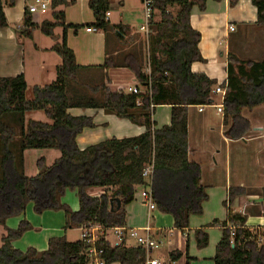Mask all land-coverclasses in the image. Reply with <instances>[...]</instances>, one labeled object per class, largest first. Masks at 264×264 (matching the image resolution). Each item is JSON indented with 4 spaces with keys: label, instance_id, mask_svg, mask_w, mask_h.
Here are the masks:
<instances>
[{
    "label": "trees",
    "instance_id": "obj_1",
    "mask_svg": "<svg viewBox=\"0 0 264 264\" xmlns=\"http://www.w3.org/2000/svg\"><path fill=\"white\" fill-rule=\"evenodd\" d=\"M208 1H155V11L159 12L161 20L159 23L153 20L149 25L154 31L150 37L151 71L146 74L141 67L134 69L138 83L147 89L145 93H112L105 84L92 89L101 90L102 99L80 93L76 87L77 76L83 67L77 64L73 50L67 45L66 30L61 43L52 48L62 59L57 79L51 84L36 86L31 100L27 99L23 74L0 78V226L5 228L0 264H91V245L83 240L72 243L65 237L52 238L44 252L35 248L21 251L13 246L31 226L23 221L18 229H10L6 226L7 220L24 215L31 202L39 214L46 210H63L67 229L90 225L104 230L125 228L126 208L139 189L145 188H150L157 209L171 215L175 226L182 231L190 228L192 216L203 214L208 194L201 185L200 166L188 160V113L192 106L212 103V91L217 82L192 71L194 63H206V60L199 49L201 34L191 26L190 17L195 6L205 11ZM238 2L230 0L231 7ZM251 2L257 9L255 25L264 28V0ZM68 4V0H51L52 20L35 25L26 17L23 27L13 30L17 35L32 38L34 30L40 29L46 37H53L57 27L67 28L65 14L58 9ZM4 5L0 0V30L10 27ZM174 6L179 7L177 13L170 10ZM90 8L96 21L75 29L86 27L107 32L111 28L107 19L109 0H92ZM102 67L107 68V63ZM227 73L228 79L222 84L226 91L224 123L228 127L227 137L241 140L251 130L250 122L242 115L243 109L264 105V59L244 61L232 54ZM161 105L172 106V123L156 129L153 116L156 107ZM73 108L101 109L145 127L146 132L81 150L76 138L84 128L94 124L90 118L69 114ZM134 109H139L140 113L133 114ZM32 112H44L50 123L27 121L26 115ZM17 130L19 139L16 140ZM28 150H58L61 157L52 166H46L41 159L39 174L30 177L25 174L24 163V153ZM151 163L154 171L149 181L142 175ZM92 189H102L104 194L92 197L89 194ZM69 190L79 199L77 212L61 202ZM244 195L245 189H232L224 203L229 209L227 221L213 223L223 228L214 264H264V227H247L248 217L231 210L234 200ZM232 226L236 227L233 238ZM195 238L199 249L209 246V235L203 229L195 232ZM127 242L125 232L120 244L114 245L102 238L95 247L103 251L108 264L144 263L147 251ZM181 257L180 252L168 256L173 262Z\"/></svg>",
    "mask_w": 264,
    "mask_h": 264
},
{
    "label": "crops",
    "instance_id": "obj_2",
    "mask_svg": "<svg viewBox=\"0 0 264 264\" xmlns=\"http://www.w3.org/2000/svg\"><path fill=\"white\" fill-rule=\"evenodd\" d=\"M91 1L68 0V5L58 9L65 14L67 28L57 27L54 36L47 37L52 38V43H59L62 41L64 30H66L67 45L73 50L77 64L83 67L77 76L78 84L76 83V87L79 88V92L92 98L102 99L101 90L95 92L92 89L101 87L103 84L112 93L133 94L129 92L130 88L138 89L139 93L147 92V89L138 83L134 73V69L139 67L146 74H150L151 71L150 37L154 31L150 26L148 31L141 30L146 24L142 0H109L110 11L107 19L111 28L107 32L86 27L76 30V26H85L96 21L95 13L90 8ZM30 3V0L5 2L4 7L9 6L14 10L23 7L24 10L21 14H17L16 10L12 11L18 27H23L26 17L30 18L35 25H41L44 21L52 20L50 8L45 12L30 15L27 10ZM178 9V6L170 8L173 13H177ZM47 13L50 16L43 19ZM7 18L10 17L7 16ZM160 20V14L156 11L154 23H159ZM190 22L193 29L201 34L199 49L206 60V63H194L192 71L205 74L209 79L216 81L215 88L218 86L222 88V84L227 81V68L232 54L244 61L261 62L264 59V54H261L260 50L264 49V28H258L255 25L257 9L251 0H239L235 7H231L230 0H221L220 2L209 0L206 3L205 11H201L198 6L193 8ZM231 27L234 28V31L231 30ZM238 27L241 29L238 35H235ZM36 33L42 32L40 29H35L32 38L29 39L34 40ZM257 34L261 37H255ZM21 37L23 36L15 34L8 28L0 30V78L17 77L23 74L27 82V90L34 89V87L41 85L33 79V86H29L24 58L22 59L20 56L21 46L17 44L18 42L21 44ZM16 38L19 39L18 42H16ZM242 40H249L248 44L252 48H248L250 53L252 52V56L248 60L236 54L241 49ZM2 41L6 44H1ZM52 43L47 44L46 47L37 45L36 49L37 51L43 49L47 53L52 51L54 47ZM7 47L10 48L9 59H5L4 55V52L8 50ZM223 47L225 48L224 51ZM257 57H261L260 60H255ZM56 60L58 61L51 60L50 65H47L48 69L50 67L48 84L57 79L55 70L62 64V59L59 57ZM106 63L107 68H103L102 66ZM223 102L222 94H213L211 104L192 106L188 113V160L190 163L200 166L201 185L208 194V200L203 204V214L192 216L190 228L182 231L175 226V220L171 215L162 214L158 209L151 210L141 197L140 191L136 193L134 201L126 208L127 225L125 229L143 231L150 228V235L159 244V248L148 253L147 258L149 259H158L163 264H188L189 259H191L189 264L213 262L216 247L222 239L223 230L219 224V230L215 232L213 223L227 221L229 209L224 206V203L228 201L232 189L246 190V195L236 198L232 203V212L247 216V227H264V122L253 124L252 118L242 112V115L250 122L251 130L241 140H232L227 137L228 127L224 123V113L218 112V107ZM262 108L264 105L254 110H261L264 113ZM68 113L74 117L90 118L94 124L93 127L84 128L77 136L76 143L81 150L112 139L121 140L138 137L146 132L145 127L134 124L130 120L118 118L101 109L73 108ZM132 113L139 114L140 110L134 109ZM218 115L222 116L220 122L215 120V116ZM26 118L27 121L33 119L38 122L50 123L44 112L32 113ZM153 119L157 124L156 129L170 126L172 123V106L161 105L156 107ZM18 134L19 130H17L16 139L19 138ZM48 151L50 152L47 154L42 153V150H28L24 153L26 175L29 156L40 157L44 155L41 158L48 161V157L50 163L56 162L61 157L58 150ZM89 194L92 197H100L104 191L92 189ZM71 208L75 212L79 211V201L72 203ZM65 220V238L72 243L82 240L84 227L67 229L66 215ZM8 223L12 224L9 225ZM15 225L14 222L7 221L6 223L10 229H14ZM199 229H203L209 235L210 242L207 248L199 249L197 246L195 232ZM68 230L76 231L77 238H73L74 235L69 236ZM2 232L3 237L5 228ZM95 234L97 241L106 238L114 245L121 243L116 229L98 228ZM52 238L60 237L50 236L48 246ZM127 241V245L136 247L135 240L127 238ZM41 249L40 252L46 251L44 247ZM209 249L210 251H207ZM176 252L182 253V257L179 261L173 262L168 256L170 253ZM90 259L91 264H95L96 259L93 253L90 254Z\"/></svg>",
    "mask_w": 264,
    "mask_h": 264
},
{
    "label": "rangeland",
    "instance_id": "obj_3",
    "mask_svg": "<svg viewBox=\"0 0 264 264\" xmlns=\"http://www.w3.org/2000/svg\"><path fill=\"white\" fill-rule=\"evenodd\" d=\"M4 8H5V12H6L7 16L10 17V18H8L9 23H10V27L8 29H10L11 31L14 32L13 28L17 27L18 24L15 22L16 17L12 11L16 10L17 14L18 13L21 14L23 12L22 10H24V9L22 7V8H16L14 10L12 8H9V6H5ZM49 16H50V14L47 13L43 16V19L46 17H49ZM158 19H159V17H158ZM158 19H157V21H158ZM240 29L241 28L238 27L237 33L235 35H238ZM35 37L36 38L33 40V39H29L26 36H23V37H21V44H19V42H18L19 39L16 38V42H18L17 44L21 46L20 56L22 57V59L24 58L23 59L24 60V66L27 70L28 83H29L30 87L33 86L32 85L33 79H35L38 82V84H40L41 86H45L46 84H48V81L50 78V73L48 72V70L50 69V67L48 69L47 65H50L51 60L58 61L56 59H59V56L54 51H48L46 53L43 51V49H40L38 51L36 49L37 45L44 46V47H46L47 44L50 45L53 41L52 38L50 39V38L45 37L43 35V33H36ZM255 37L260 38L261 35L257 34V35H255ZM248 42H249V40H244V41L242 40L241 49L236 53L237 55H239L241 58H243L245 60L250 59V57L252 56V52L250 53V50H248V48L252 49L250 47V45L248 44ZM3 43H5V42L2 41L1 44H3ZM59 43H61V42H59ZM56 44H58V42L52 43V45H54V46ZM245 48H247V49H245ZM263 48H264V46H263ZM7 49H8L7 52H4L5 59L10 58V48L7 47ZM222 49H223V51L225 50L224 47ZM260 50H261V54H264V49H260ZM260 58L261 57H257V58H255V60H260ZM55 71L57 74V68ZM26 95H27V99L31 100L33 98V89L32 88L28 89ZM262 109H264V108H262ZM250 111H253V112H250ZM32 113H37V112H32ZM32 113H28L27 115L32 114ZM243 113L246 116H249L252 118L253 124L259 123V122H261V123L264 122V113H262L261 110L257 111L254 109H252V110L243 109ZM221 119H222L221 115L215 116V120L217 122H220ZM4 121L7 122L8 117H6ZM28 121H37V120L31 119ZM18 137H19V134H18ZM49 152L50 151H48V150H42V153H44V154H47ZM43 156L44 155H42L40 157H36V156L30 157L29 156V158H28V171H27L28 176L31 175L32 177H35L36 175L39 174V161H41ZM47 159H48V161L45 159L46 166H52L55 163V161L50 163V159L48 157H47ZM76 201H79V199H78L77 195L71 191L67 192L66 195L61 199V202L63 204H66L70 208H71V204L76 202ZM7 221L8 222H14L16 224L14 229H18L23 221H27L31 226V229L29 231H27L20 239H18L14 242L13 246H15L16 248H18L21 251H27L31 247L36 248L39 251H41L42 250L41 248H43V247L45 250H47L48 249V239L50 238V236L66 237L65 230H64L66 220H65V212L63 210H46L45 212L39 214L35 211L34 203L31 202L27 205L25 215L12 217V218H9ZM60 221H61V223H60ZM63 221H64V223H63ZM8 224L10 225L12 223H8ZM213 227H215L214 228L215 232L219 230L218 226H213ZM232 227L230 229H232ZM3 229H4V227L0 226V245L2 244L3 232L1 233V231H3ZM67 233L69 236L74 235L73 238H77L76 236H78V235H76V233H77L76 231L72 232V231L68 230ZM207 251H210V249ZM203 264H213V262L209 261V263L205 262Z\"/></svg>",
    "mask_w": 264,
    "mask_h": 264
},
{
    "label": "built area",
    "instance_id": "obj_4",
    "mask_svg": "<svg viewBox=\"0 0 264 264\" xmlns=\"http://www.w3.org/2000/svg\"><path fill=\"white\" fill-rule=\"evenodd\" d=\"M4 3L9 2L12 0H1ZM155 1L156 0H142V6L144 9V14H145V21L146 24L141 28L142 31H148L150 23L154 20L155 16ZM30 5L27 7L28 13L30 15L37 14V13H42L47 11L50 8L51 0H30ZM108 15V14H107ZM96 30V29H95ZM231 30L234 31V28L231 27ZM129 92L133 94H139L138 89H129ZM213 94H222L223 97L225 98L226 91L221 88V86H218L212 91ZM218 112L219 113H224V106L223 104L218 107ZM154 171V164L151 163L147 165L143 171V178L145 180H149L153 174ZM140 194L145 203L149 206L151 210H156L157 206L156 203L153 199L152 193L150 188H145V189H140ZM101 228L100 226L96 225H90L88 227H85L83 229L82 233V240L85 241L86 243L91 245V250L90 253H93L96 259L95 264H108L107 261L103 257V251L102 250H97L96 249V243L97 241V235L95 234L97 229ZM236 227H232L231 229V236L232 238L235 236L234 229ZM118 236L120 240L122 241L124 233H127V238H131L135 240L136 247L137 248H143L147 251V253L151 252L154 249L159 248V244L154 240V238L150 235V228H147L145 230H139V229H131V230H126L125 228H118L116 229ZM142 264H163L160 260L158 259H149L142 263Z\"/></svg>",
    "mask_w": 264,
    "mask_h": 264
},
{
    "label": "water",
    "instance_id": "obj_5",
    "mask_svg": "<svg viewBox=\"0 0 264 264\" xmlns=\"http://www.w3.org/2000/svg\"><path fill=\"white\" fill-rule=\"evenodd\" d=\"M140 190V189H139ZM121 204L119 203V206H120Z\"/></svg>",
    "mask_w": 264,
    "mask_h": 264
}]
</instances>
